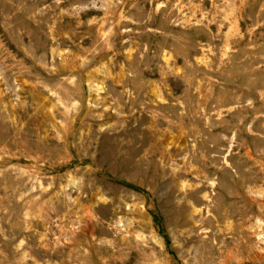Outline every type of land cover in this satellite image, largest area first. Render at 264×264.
<instances>
[{
	"label": "rangeland",
	"instance_id": "1",
	"mask_svg": "<svg viewBox=\"0 0 264 264\" xmlns=\"http://www.w3.org/2000/svg\"><path fill=\"white\" fill-rule=\"evenodd\" d=\"M0 264H264V0H0Z\"/></svg>",
	"mask_w": 264,
	"mask_h": 264
}]
</instances>
